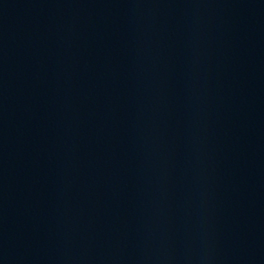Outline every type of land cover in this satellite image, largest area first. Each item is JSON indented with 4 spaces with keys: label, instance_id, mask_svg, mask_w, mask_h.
<instances>
[{
    "label": "water",
    "instance_id": "obj_1",
    "mask_svg": "<svg viewBox=\"0 0 264 264\" xmlns=\"http://www.w3.org/2000/svg\"><path fill=\"white\" fill-rule=\"evenodd\" d=\"M0 264H167L96 142L37 0H0Z\"/></svg>",
    "mask_w": 264,
    "mask_h": 264
}]
</instances>
